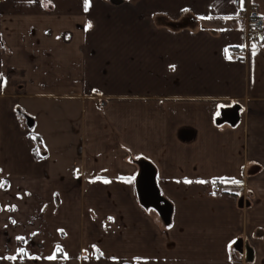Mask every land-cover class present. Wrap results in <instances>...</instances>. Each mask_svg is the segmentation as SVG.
I'll use <instances>...</instances> for the list:
<instances>
[{
  "label": "crops",
  "instance_id": "obj_1",
  "mask_svg": "<svg viewBox=\"0 0 264 264\" xmlns=\"http://www.w3.org/2000/svg\"><path fill=\"white\" fill-rule=\"evenodd\" d=\"M112 1L0 0V264H264V36L232 0ZM47 100L68 176L20 118Z\"/></svg>",
  "mask_w": 264,
  "mask_h": 264
},
{
  "label": "rangeland",
  "instance_id": "obj_2",
  "mask_svg": "<svg viewBox=\"0 0 264 264\" xmlns=\"http://www.w3.org/2000/svg\"><path fill=\"white\" fill-rule=\"evenodd\" d=\"M60 102L61 100H56ZM52 101H28L25 102L27 104L29 112L20 117L22 119L23 126L32 132V137L38 136L41 139V147L38 150H43V155L47 157V160L52 164V168H50V175H61V176H68L72 174L71 164L76 159L73 153L67 152L64 148L67 146V139H69L68 131L64 130V132L57 131V126L54 124L55 121L53 118H64L63 114V105H59V110H53L49 105ZM61 104V103H59ZM45 106V107H41ZM62 110V111H61ZM68 113V111H67ZM71 120L73 119L74 123L78 125L79 120V111L75 108L70 109ZM52 119V120H51ZM28 120H32L34 126L29 128L27 126ZM56 126V127H55ZM63 134L65 144L63 138L60 134ZM63 141V142H62ZM40 155L41 153L38 152ZM143 193H146L145 190H142ZM14 209V208H13ZM243 242V241H242ZM242 242L240 244H242ZM242 249V247H241ZM59 252V251H57ZM249 253V251H247ZM249 255V254H248ZM245 256V255H244ZM252 256V254L250 255ZM21 257L27 259V256L22 249ZM247 257V254H246ZM250 258V257H249ZM8 261H13L12 257L7 256L6 258ZM63 258L56 259L57 262L62 261ZM38 261V259L31 258L30 261ZM246 261V260H245Z\"/></svg>",
  "mask_w": 264,
  "mask_h": 264
},
{
  "label": "built area",
  "instance_id": "obj_3",
  "mask_svg": "<svg viewBox=\"0 0 264 264\" xmlns=\"http://www.w3.org/2000/svg\"><path fill=\"white\" fill-rule=\"evenodd\" d=\"M232 5L235 8L237 15L245 17V24L247 25L248 32L247 38L249 41L257 42L264 36V17L257 14V12L252 8H243L241 6V0H232ZM244 51L230 52V57H243L245 55ZM222 190V185L216 183L212 186V193H219Z\"/></svg>",
  "mask_w": 264,
  "mask_h": 264
},
{
  "label": "water",
  "instance_id": "obj_4",
  "mask_svg": "<svg viewBox=\"0 0 264 264\" xmlns=\"http://www.w3.org/2000/svg\"><path fill=\"white\" fill-rule=\"evenodd\" d=\"M113 4L118 5L121 3V0H113ZM238 121V109L233 108V109H226L221 113V117L217 120V124H222L224 122H227L231 125H234ZM29 127L32 126V122H28ZM154 195L160 204H164L165 201L160 197L159 193L157 190H154ZM161 208V207H160ZM159 208V210H160Z\"/></svg>",
  "mask_w": 264,
  "mask_h": 264
},
{
  "label": "trees",
  "instance_id": "obj_5",
  "mask_svg": "<svg viewBox=\"0 0 264 264\" xmlns=\"http://www.w3.org/2000/svg\"><path fill=\"white\" fill-rule=\"evenodd\" d=\"M32 138L34 139V141L37 144V147L33 151L34 157L37 158V159H40L42 157V155L41 154L40 155L38 154V148L41 146V139L38 136H34Z\"/></svg>",
  "mask_w": 264,
  "mask_h": 264
},
{
  "label": "snow or ice",
  "instance_id": "obj_6",
  "mask_svg": "<svg viewBox=\"0 0 264 264\" xmlns=\"http://www.w3.org/2000/svg\"><path fill=\"white\" fill-rule=\"evenodd\" d=\"M88 6H89V0H85V11H87L88 9ZM90 26V25H89ZM227 51V50H226ZM174 67V66H173ZM187 182V181H186ZM233 183H239L238 181H232ZM18 239H21V238H18ZM54 257H49V259H52ZM14 259V258H13Z\"/></svg>",
  "mask_w": 264,
  "mask_h": 264
}]
</instances>
